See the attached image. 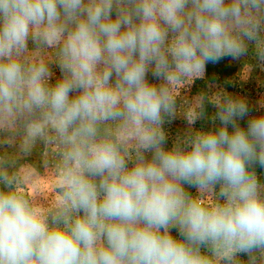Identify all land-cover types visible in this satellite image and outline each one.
<instances>
[{
  "label": "clouds",
  "instance_id": "1",
  "mask_svg": "<svg viewBox=\"0 0 264 264\" xmlns=\"http://www.w3.org/2000/svg\"><path fill=\"white\" fill-rule=\"evenodd\" d=\"M250 43L264 61V0H0V264H264V114L217 95L214 129L169 148L162 127Z\"/></svg>",
  "mask_w": 264,
  "mask_h": 264
},
{
  "label": "rangeland",
  "instance_id": "2",
  "mask_svg": "<svg viewBox=\"0 0 264 264\" xmlns=\"http://www.w3.org/2000/svg\"><path fill=\"white\" fill-rule=\"evenodd\" d=\"M29 46H32L31 43ZM229 58L230 62H233L234 65L237 66L235 78L232 80V83L223 87L222 89H218L217 87L213 86L211 90V97L217 95H227L232 98L243 99L247 102L251 110L249 116L264 114V107H261V105L264 104V61H260L256 56L254 44H249L248 52L245 56L237 59H233L231 57ZM51 74V83H55V81L61 77V72L57 65H51ZM147 78L149 82L156 84L160 83L159 80H156L152 77L151 72H149ZM187 84H184L179 89L178 95L176 97L177 110L175 114L170 117H165V122L162 126L165 134L167 135L166 138L171 146L178 138H184L189 133L197 131V128L193 126V124L189 125L186 118V109L195 102L193 97H189V93L186 89ZM248 119L249 117H245L244 119L239 120V125L242 128H246ZM218 125V120L213 122L211 130ZM174 130L175 133L172 135ZM0 151H3V148H0ZM147 155L150 158L151 154L149 153ZM22 163H28L34 166L41 173V175H44L51 170L53 158L43 145L38 144L31 155L27 157L26 160L22 161ZM254 169L260 182L264 183V168H262V170H259L258 168ZM50 184L51 181L47 176H38L35 182V189L45 192L50 188ZM185 190L192 195L198 194L197 189L192 186L185 185ZM216 191H219V185L216 186ZM32 192L33 188L30 187L28 189V193L32 194ZM39 199L42 203L45 202L43 197H40ZM171 231L174 237H178L177 229L173 228ZM239 258L245 262L248 260V257L244 254H241Z\"/></svg>",
  "mask_w": 264,
  "mask_h": 264
},
{
  "label": "trees",
  "instance_id": "3",
  "mask_svg": "<svg viewBox=\"0 0 264 264\" xmlns=\"http://www.w3.org/2000/svg\"><path fill=\"white\" fill-rule=\"evenodd\" d=\"M237 72V66L233 62H230L229 57H225L220 60L218 63H208L206 65L205 74L202 78H198L188 83L186 86L189 97H193L196 100L197 97L204 96V115L197 119L193 126L197 128V131H209L213 124L212 117L218 111L215 104L208 99L211 97L212 88L217 87L222 89L225 86H228L232 83V80L235 78ZM175 133L173 131L172 135ZM167 136V135H166ZM171 136V135H170ZM171 139V138H170ZM168 142L166 138V143ZM171 144L168 142L165 147L170 148ZM254 168L262 170L259 165H255ZM255 170V169H254Z\"/></svg>",
  "mask_w": 264,
  "mask_h": 264
}]
</instances>
